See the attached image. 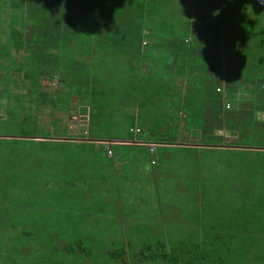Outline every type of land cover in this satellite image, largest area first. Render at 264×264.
Instances as JSON below:
<instances>
[{"label":"rangeland","instance_id":"374dc122","mask_svg":"<svg viewBox=\"0 0 264 264\" xmlns=\"http://www.w3.org/2000/svg\"><path fill=\"white\" fill-rule=\"evenodd\" d=\"M152 5L147 1L144 17L131 11L136 19L133 22L131 18H124L126 15L122 17V7L116 12H108L109 9L103 7L99 15L115 18L116 22L103 18L98 26H94L98 19H95L96 12L89 8L95 5L82 0H0V30H3L2 39L8 45L7 48H0V80L5 77L3 87H13L7 78L16 82L18 79L22 81V78L26 83L32 81V85H26V90H31V93L37 83H48L57 88L65 83L69 93L54 94L56 105L53 107L71 106L72 109L75 105L83 119V112L90 110L86 129L90 130L91 136L113 141L129 140V129L139 126L151 130L158 140H164L158 143L160 161L152 166L159 173V180L149 181L141 176L142 173L140 176L133 173L146 186L145 194L135 192L133 196L124 195L116 187V183H121L126 176L122 186L126 192L133 190L136 180L127 178L128 165L119 171L118 179L110 175L108 180L100 169L103 164H97L94 159H151L146 144L139 147L134 144V148L127 144L112 145L115 156H111L108 150L106 152V146L101 145L81 146L51 140L45 143L2 142L0 264H123V259L128 264H166L163 261L140 262L133 256L148 246L163 244L171 250L180 241L205 239L208 242L210 232L220 235V226L224 225L227 229L231 228L228 231L232 234H239V239L236 238L238 242L246 236L248 242L251 239L259 243L264 240V123L253 111L260 103L261 107L264 106V97L250 92L246 84L243 89L236 87L232 92V102L237 103L239 99L241 104L246 105L244 109L241 106L240 111V104L234 106L230 102V114L240 112L235 121L227 123L234 130L235 137L232 140L227 132L219 135L229 138L226 139L232 149L210 147L193 152L160 146L186 136L187 130L193 127L202 130L200 144L209 142L206 129L210 120L203 110L208 103L205 96L210 93V88L221 82L214 75V68L209 67L213 64L209 60L200 58L198 67L191 66L190 75L195 80L192 82L190 78L186 87L194 84V102L199 110L193 120L176 111L177 95L172 94L173 99L154 97H165V91L158 92V86L155 93L151 91L154 87L148 84V92L141 91L138 97V92L134 94L132 86L144 82L131 79L145 77L149 73L146 59L138 62L143 59V53L146 52L149 58H159V54L169 55L153 38L149 39L154 42L153 45H148V41L144 42L145 45L142 43L150 38L148 34H151L154 21L157 24L163 19L167 24L176 22L188 27V22L182 21L179 16L176 4L171 6L166 0L161 1L158 8ZM104 11L117 15L103 14ZM170 11H176V15ZM148 17H151V22ZM261 20L258 26L262 24ZM106 22L109 25L115 22V25L106 26ZM214 22L213 11L206 9L197 24L204 31L228 33L231 28L228 27L231 22L223 24L220 20L217 25L211 26ZM17 28L30 29L23 36L25 41L21 42V37L18 41L19 47L22 44L26 51L24 59L17 52L18 38L11 34V30ZM123 30L135 31L140 45L136 49L135 44L125 46L126 57L120 59L119 65L111 60L109 54L112 50L107 51L108 56L95 53L97 49L93 46L99 42L98 39H107L106 46H110L116 37H126V33L121 32ZM139 31H143V37L138 34ZM254 37L258 42L264 41V31L255 30ZM253 40H249L251 46ZM249 51L255 55V61L261 54L264 55V51L258 53L254 47ZM180 57L184 55L180 54ZM130 63L136 68L146 66V70H138L137 76H133L127 71L119 74L113 69L114 66L127 68ZM4 64L7 66L3 67ZM263 65L264 62L258 61L259 67ZM156 71L157 78H170L172 75V72L162 75L160 70ZM204 73L206 80L211 79L210 84L203 83ZM115 76H119L118 80ZM102 82L105 85L102 86ZM94 84L102 93L95 96L88 94L94 91ZM126 90L133 99L121 101ZM259 93H263V89H259ZM144 103L147 105L143 107ZM4 104L2 99L0 111L6 112V120L1 127L11 129H4V132L16 135L20 131L17 129V118L7 113ZM148 110L152 115L150 117ZM22 112L27 113L28 109L24 108ZM44 115L51 114L45 112ZM51 118L44 121V127L26 124L23 132L46 139L66 137L68 134L60 131L64 117L59 116L58 120L57 117ZM261 118L264 119V113ZM213 138L220 142L218 137ZM164 167L165 171L161 172ZM156 182L162 188L160 197L158 189L152 190V183ZM104 188L108 189V193H104ZM137 199L142 201L138 210L131 207ZM157 201L160 205L156 210L154 204ZM218 238L222 241L229 239L221 235ZM124 249L126 254L122 252ZM253 252H245L244 260L240 256L230 259L239 262L237 264H264V253Z\"/></svg>","mask_w":264,"mask_h":264},{"label":"trees","instance_id":"16d2710c","mask_svg":"<svg viewBox=\"0 0 264 264\" xmlns=\"http://www.w3.org/2000/svg\"><path fill=\"white\" fill-rule=\"evenodd\" d=\"M82 1L90 5H95L94 7L89 8V10L96 12L95 19H98V21L94 23V26H98L102 22L103 18H105L107 21L111 20L116 22L115 18H110L107 15H99L103 10V7H105L106 9L108 8V12H116L119 10L118 8L122 7V17L126 15L124 18H128L129 20L131 18V22H133L136 21V19L134 18L132 12H135L137 15L142 14L143 17L145 16V6L147 1L152 2V7L158 8L160 7V2L166 0ZM168 1L169 3H171V6L174 4L177 5V12L182 18V21L188 22V27H184L182 26V24L176 22L167 24L163 22V19H160L161 23L157 24L154 21L150 32L151 34H148V37L150 38L144 39L142 43L148 41V45L150 43L153 45L154 42L149 40L153 38L158 46L161 48L163 47L169 55L159 54V58H149V56L146 55L145 52L143 53V59H139L138 62H142L145 58V64L148 69H151L152 72L150 73V75L152 76L157 75L156 70L158 69L161 71V73H159L162 75H165L164 72H172V78L187 76L188 80H190L191 78V81L193 82V80H195V77L193 78V76L190 75L191 66L196 65V67H198L197 63L200 58L209 60L211 64L213 63L212 65H209V67L214 68L213 73L221 83H218V85L214 86L213 89L210 88V93L205 96V98L208 100V103L203 110L206 112L205 114H212L214 124L217 122L215 119L217 116L219 120L217 122L219 123V127H221V125L228 126V122H232V120L235 121L236 116L240 115V112L234 115L233 113L230 114L232 112L230 102L234 106L236 104H240V111L241 106L243 107L242 109L246 107L244 103L241 104L239 102V99H237V103L231 101V98L233 97L232 92L236 89V87H241V89H243L244 84H246L250 92H253V94L257 93L259 94V96L264 97V65L262 67L258 66V61L260 63L264 62V55L261 54V56H259V58L257 59L258 61H255V55L249 51L253 50V47L254 49H258V53H262V51H264V41L258 42L254 37L255 30L264 31V0ZM206 9L213 11V17H215V22L211 23V26L217 25L220 20L224 22L223 24L231 22V25L228 26L231 27L228 30L229 34L222 32L221 30L204 31L203 29H200L197 23L199 22V17ZM170 13L176 15V11H170ZM103 14L108 13L104 11ZM108 15L112 16L117 14L110 13ZM174 15H172L173 18L175 17ZM255 16H257L258 18L260 17V19H255ZM121 18L119 17V19ZM259 20H261L262 23L260 26H258ZM148 21H152L151 17H148ZM115 22L111 23L110 25H115ZM105 25L110 26L107 22L105 23ZM94 31L95 30H92V32ZM121 32H125L126 37H116L114 41L110 43V46H106L107 39L105 41H103L104 39H98L99 42H95L96 44L94 46L92 45L93 48L97 49L95 53L102 56H108L109 53H107V51L112 50V53L109 54L111 60L113 61V63L115 62L119 65L120 59H124L126 57L123 50L125 46L129 44H135L136 49V47L140 45L139 40L136 39L135 31L129 32L127 30H123ZM138 34L143 37V31H139ZM227 39L229 40L227 41ZM251 39H254L253 46H251L249 43V40ZM255 41H257V44H255ZM92 43H94L93 40ZM188 47L190 48V51H188ZM180 54H183L184 57L181 58ZM89 56L90 54H88V57ZM231 57L232 59L230 60L229 58ZM230 61H232V65L230 64ZM174 64L177 66V68ZM127 66V68H121L122 66H114L113 69L119 74L127 71L129 74L131 73L134 76L137 74L138 70L146 68V66H138L139 68H136L134 66H131V63ZM241 74H245L244 78H242L243 75ZM118 78L119 76H115V80H118ZM206 78V73H204V77L202 78L204 79L203 83L210 84L211 79L206 80ZM144 80L145 77H138V79L134 78V81L137 82L142 81L145 83ZM261 83L263 85H261ZM112 84L115 86L113 81ZM96 85L97 84L93 85V88L95 87L94 95L102 93V91L97 90ZM103 85H105L104 82H102V86ZM11 88L16 87L13 86ZM11 88L4 87V90L2 91L3 97L0 98V101L2 98H4V107L7 109V113L9 115L12 114L11 116H15L17 118V114L19 113L20 109L23 110L24 108H30V106L40 104V100L35 96L33 97V94L29 92L31 90H27V92H23L22 90L21 92V90L18 91V88H16V90H12ZM259 89H263V93H259ZM193 90H195L194 84L191 87L183 88V90L180 91H183V94L182 96L177 95L178 100L177 104H175L178 114L181 116L186 115L190 120H193V118L196 116V114L193 115L194 111H196L197 114L199 111L198 109H196V103L194 102L196 100V96H194L195 94L193 93ZM186 91L189 92L188 95H185ZM183 96H185V98ZM261 101H263V98H261ZM50 103L52 106L56 105L55 101H52ZM0 105L2 104L0 103ZM93 109L94 108H91V110ZM200 110H202V108H200ZM253 111H256V113L258 114L257 117H259L260 121L264 123V119L261 118L262 114L264 113V106L261 107L260 103L257 108H253ZM248 114L250 113L248 112ZM252 115H254V113H252ZM134 127L135 126H132L129 129L131 137L136 136L135 132L132 130H137L138 128ZM139 134H143L142 130H140ZM156 141L162 142L164 140L156 139ZM177 141L178 140L172 142L175 143ZM220 228V235L229 237L227 241L220 240V238H218L220 237V235L213 234V231L210 232V230H213L212 228L209 230L211 235L208 238V242L205 239V241L203 240L197 242L180 241L179 245L175 248H172L171 250H168V248L166 249V246L163 244L148 246L139 254H135L133 258H136V260L138 259V261L140 262L163 261L166 264H231V262L237 264L239 262L232 261L230 258H237L238 256H240L244 260L245 252L251 253L252 251L255 252L258 250L260 253H264V240L260 241L259 243L258 240L251 239V242H248V236H246L245 239L238 242L239 234H232L231 232H229L228 229L231 230V228L228 227L227 229L226 225L220 226ZM122 252L123 254H126L125 249ZM123 264H128V262L123 259Z\"/></svg>","mask_w":264,"mask_h":264},{"label":"crops","instance_id":"0c3cea01","mask_svg":"<svg viewBox=\"0 0 264 264\" xmlns=\"http://www.w3.org/2000/svg\"><path fill=\"white\" fill-rule=\"evenodd\" d=\"M11 34L13 35V37H17L18 40L17 42V52L21 54L22 58L24 59L26 51L24 48L19 47L18 45V41L19 38L21 37V42L25 41L23 36H25L26 32H30L29 28H17V29H13L11 30ZM3 36V30H0V48H7L8 45H6V43L3 41L2 39ZM132 65V64H131ZM149 65V64H148ZM7 65L4 64L3 67H6ZM143 70H146V68H144ZM148 74L147 76H145V83H142L141 85H136L134 84V86H132V90L134 92V94H136L138 92V94L136 95L138 97L139 94H141V91H147V85L151 84L154 88H152L151 91H153V93L156 92V87L158 86V92L161 91H165L164 95L165 97L162 96H158V95H154V97H160V99L163 98H169L171 97L172 99L174 98V95H178V96H182L183 91L180 92L181 90H183V88H186V84L188 81V77L187 76H179L177 78H162V77H155L150 75V73L152 72L151 69H148ZM1 75V73H0ZM157 76V75H156ZM2 80H5V77L3 79L0 80V98L3 97V93L2 91L4 90V87L2 85ZM8 82L13 85L14 87L18 88V91L23 90V92H26V85L30 84L32 85L33 82L30 81L29 83H26L25 80L22 78L21 80H17L14 81L12 79H8ZM134 80V77L131 79ZM158 80V81H157ZM36 84V83H35ZM45 84V83H43ZM64 85V86H63ZM63 87H54L52 85H49L48 83H46L45 85H42L40 83H37V87L34 88L33 91V95L38 98V96H40V104L39 105H34V106H30V108L28 109L27 113H23L22 110H19V113L17 114V129H20V131L18 132V134L14 135V134H9L7 132H4L5 130H11L8 128H3L1 127L2 122H4L6 119V112L2 113L0 111V144L3 143H9V142H16V143H20V142H36V143H45V142H51V141H56V142H69L70 144H80L81 146H90V145H101V146H106V152L108 150V154L111 156H115L114 153V149L112 147V145L115 144H127V145H133L132 148H134V144H136V146H143L144 144L148 145L149 148V154L151 155V159H124L122 157L118 158V159H94L96 161L97 164L102 163L103 165L100 167V169H103V173L105 174V176L108 177V180H110V175L114 176V179H118L117 174L119 173V171L122 169V167H126L127 166V173H129V175H127L128 179L132 180H136L133 190L130 192H126L125 188H123L122 186V182L126 180V176L124 177V179L122 180L121 183H116V187L117 190L120 192H124V195L129 194L130 196H133L135 192H140L145 194V187L143 186L142 183L139 182V177L137 176H141L149 181H158L159 180V173L157 171H154V169L152 168V166H156L158 165V161H160L159 155H158V146H159V142L156 141L155 139V135L152 133L151 130H147L146 127L140 128L138 127H134V128H138L140 130H142L143 134H136V136L131 137L129 136V140H108L106 138H100L96 135L91 136V132L90 130L86 129L87 126V116H88V111L90 113V110H86V112L84 113V119L82 118V114L81 111L79 112L78 108H76V106L74 105V107H72V109L70 107L68 108H54L50 102L53 101L54 98V94L56 93H69V91L66 89L65 83L63 84ZM59 86V85H57ZM185 86V87H184ZM16 88H12V90H16ZM252 90V89H251ZM150 91V92H151ZM188 91H186L187 93ZM181 93V94H179ZM74 94V93H73ZM90 95H94L95 92H91L88 93ZM174 94V95H172ZM187 95V94H185ZM95 96V95H94ZM132 99V97L128 94L127 90L123 93L121 101H126L128 99ZM185 98V96H183ZM75 100V97H73ZM4 99V98H2ZM2 99L0 101V103L2 104ZM147 104L144 103L143 107L146 106ZM77 111H76V109ZM5 109V108H3ZM147 109V108H145ZM150 109V108H148ZM165 110V109H163ZM45 112H49L51 115H44ZM58 113V114H57ZM154 114V113H153ZM196 114L197 112L194 111L193 115ZM86 115V116H85ZM148 115L149 117L152 116L150 115V111L148 110ZM59 116L64 117L62 118L63 120H61L62 122V129H60V131L62 133H67L68 135L66 137H61V138H53V139H46V138H39L38 136H32V135H27L25 134L24 131V127L26 124L34 126H42L44 127V121H46V119L48 117H57V120L59 119ZM139 116V115H137ZM192 116V115H191ZM208 120H210V126L206 129V137L207 139H209V142L207 144H200L202 142V130H196L198 128L193 127L192 129L187 130L188 132L186 133L187 135L180 138L177 142H175L173 144V142H171L172 144H168L166 143L165 145H160V146H165V147H169L171 148H181V149H188L191 150L193 152L196 151H202L204 148H210V147H216V148H223L224 146L226 147V149H232L231 148V144H229L230 141H228L227 137H220L219 135L222 134V132H227V136L228 137H232L231 139L233 140L235 135L234 133H232L234 130L229 128V126H222L219 127V123H217L218 117L216 116V123L214 124V120L212 117L211 113H208ZM52 119V118H51ZM86 119V120H85ZM74 121V123H72ZM78 121H80L81 123H78ZM208 125V124H207ZM164 126V125H163ZM3 129V130H2ZM87 130V131H86ZM233 130V131H232ZM27 135V136H26ZM213 137H218L220 139V142L218 143ZM227 138V139H226ZM51 140V141H50ZM129 141V142H128ZM166 141H168V138L166 139ZM151 146H155L156 147V153L155 155L151 153L150 148ZM107 161V162H106ZM155 162V164L153 163ZM148 168H149V172H148ZM150 168L153 169L152 172H150ZM167 169V168H166ZM165 171V167L161 170V172ZM137 172V173H136ZM135 174L137 176H133L132 174ZM159 187V188H158ZM86 189V187L84 188ZM158 189V197H160L161 195V191L162 188L159 185V182L156 183H152V190L156 191ZM104 193H108V189L104 188ZM152 194V193H150ZM105 202V199L103 200ZM158 205H160V202L157 201V204H154L155 209L157 210ZM142 206V201H140L139 199H137V201L131 203V207H136L137 210L140 209ZM131 209H135V208H131Z\"/></svg>","mask_w":264,"mask_h":264},{"label":"built area","instance_id":"2783aa9c","mask_svg":"<svg viewBox=\"0 0 264 264\" xmlns=\"http://www.w3.org/2000/svg\"><path fill=\"white\" fill-rule=\"evenodd\" d=\"M132 131H134L135 134H139L140 133V130H138V129L137 130H132ZM150 151H151L152 154L155 155V153H156V147L155 146H151ZM153 163L155 164V162H153Z\"/></svg>","mask_w":264,"mask_h":264}]
</instances>
